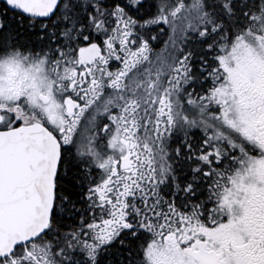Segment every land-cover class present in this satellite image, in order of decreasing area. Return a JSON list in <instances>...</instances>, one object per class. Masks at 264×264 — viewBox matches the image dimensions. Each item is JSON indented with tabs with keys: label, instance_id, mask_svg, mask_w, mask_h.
<instances>
[{
	"label": "snow or ice",
	"instance_id": "1",
	"mask_svg": "<svg viewBox=\"0 0 264 264\" xmlns=\"http://www.w3.org/2000/svg\"><path fill=\"white\" fill-rule=\"evenodd\" d=\"M0 264H264V0H0Z\"/></svg>",
	"mask_w": 264,
	"mask_h": 264
}]
</instances>
